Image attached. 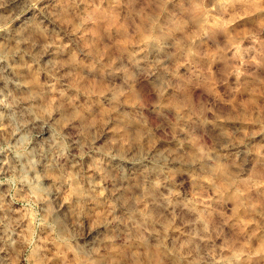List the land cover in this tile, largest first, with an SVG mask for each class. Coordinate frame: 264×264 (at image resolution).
Here are the masks:
<instances>
[{
	"label": "rangeland",
	"instance_id": "rangeland-1",
	"mask_svg": "<svg viewBox=\"0 0 264 264\" xmlns=\"http://www.w3.org/2000/svg\"><path fill=\"white\" fill-rule=\"evenodd\" d=\"M30 6L55 24L21 41L0 37V67L21 71L31 114L61 156L46 171L33 166L40 129L20 131L18 108L0 110V264H264V0ZM26 8L0 9V31ZM46 44L52 53L37 60ZM134 61L165 74L138 81ZM0 78V103L27 102ZM130 167L146 178L112 195ZM44 175L73 184L48 198ZM102 221L113 224L88 234Z\"/></svg>",
	"mask_w": 264,
	"mask_h": 264
},
{
	"label": "bare ground",
	"instance_id": "bare-ground-1",
	"mask_svg": "<svg viewBox=\"0 0 264 264\" xmlns=\"http://www.w3.org/2000/svg\"><path fill=\"white\" fill-rule=\"evenodd\" d=\"M30 2L31 0H5V1L0 2V9L3 10L5 8H9L7 10L11 12H14L20 8L27 7L25 14L21 18H19L17 24L14 26V28L11 29L9 33L4 34L0 31L1 38L5 40L21 41V40H24L25 37L28 36V34L32 31L41 30V29L47 30V23L51 25L55 24V19L53 18V15L49 13L47 9H37V8L31 7ZM51 53H52V47L50 46V44L49 45L46 44L41 54L38 55L37 60H45L47 59V55ZM132 64L137 70L136 78L138 81H148V82L159 81L162 79V77L165 74L164 71L160 69V66H161L160 64L156 65L155 63L156 67H153L151 69H147V68L143 69V67L139 64V62H136V61H134V63L132 62ZM0 71L10 79V81L12 82L13 86L16 89L18 90L25 89V91H27L28 93V100L27 102H24V104H20L19 102L14 103V104L13 103L12 104L0 103V110L7 111L9 107H11L10 109H12L13 107L18 108V111L16 113L17 118L19 120L17 124V129L20 131L31 129L34 127H38L40 129V135H42V138H40V140L35 145L31 159H32L33 166H37L39 167L40 170L46 171L47 167H49L59 157L60 151L57 150V146L55 145L54 141L50 139L47 140V138L43 136L47 134V131H48V127H47L45 120L44 121L40 120L37 117H35V115L31 114L32 111L29 105V101L33 100L35 96H33L34 94L32 95L30 88L27 86V84L24 81H22L20 70L14 69L13 67L2 63L0 67ZM107 75L111 78H119V79H122L128 82V80L124 78L123 75L116 69L115 70L110 69L107 72ZM0 81H1V78H0ZM105 97H107V95H105ZM4 116L0 114V131L3 130V126H4L3 117ZM73 125H74L73 122L69 124L70 127H73ZM76 137H79L78 133H76ZM176 148L179 149V146L177 145ZM18 163L19 162L17 160H14L12 164L5 163L1 169V172L6 173L8 171L13 170L17 166ZM104 167L106 169L111 168V164L105 163ZM101 172H102L101 167L96 165L94 168V173L98 176H101ZM127 174H128L127 179H123L121 181L112 183V191H111L112 195L118 196L125 189V184L130 182V180L133 179L135 175H138V176L140 175L141 178H144V177L146 178L147 176L142 170L138 168H134V167H130L128 169ZM42 179L45 182H47L48 180L53 184L49 192L46 193L48 198H56V196L60 193V191L68 185V182L69 184H73V178L70 175L68 176V178L63 179V181L49 179L45 175L43 176ZM160 187L163 190L166 189L164 185L162 186V184L160 185ZM137 190L140 191L141 194L148 200V196L146 192L142 191V189L139 187H137ZM100 196L101 198L103 197L102 195ZM169 196L171 197V195ZM85 197L87 201L90 202V204L95 202L93 199L88 198V195H86ZM164 197L168 200L170 198L168 196L166 197V195H164ZM101 198L99 197L98 199H101ZM60 202L61 203L59 205H62L64 201L61 200ZM170 202L166 201V207L170 206ZM117 207L118 208L122 207L121 201H118L117 204H114V206L112 207L113 211H115ZM111 221H114L115 224H119V222L115 221L114 219ZM111 221H102L98 223L93 229H91V231H89L88 234L90 235L100 234L103 230L108 229V227H110V225L113 224ZM133 223H135L133 219L126 220V224L128 225H132ZM122 229H123L122 226L117 229V234L119 236H123L124 234V231Z\"/></svg>",
	"mask_w": 264,
	"mask_h": 264
}]
</instances>
